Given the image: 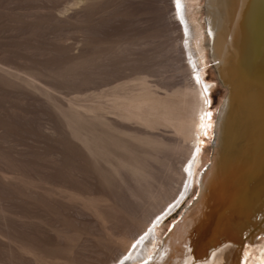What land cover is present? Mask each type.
<instances>
[{"label": "rangeland", "instance_id": "1", "mask_svg": "<svg viewBox=\"0 0 264 264\" xmlns=\"http://www.w3.org/2000/svg\"><path fill=\"white\" fill-rule=\"evenodd\" d=\"M185 1L0 0V264H120L140 242H149L143 257L124 264L157 258L172 226L197 199L228 97L215 72L205 0ZM184 9L201 27V78L209 86L206 120L186 165H194L192 181L181 182L180 143L191 144L179 127L181 117L156 128L130 111L117 116L105 91L142 77L153 96L176 95L191 76L181 49ZM112 121L129 130L118 131ZM166 142L173 143L170 149ZM157 199H163L161 207ZM263 242L264 232L244 243V264L264 261Z\"/></svg>", "mask_w": 264, "mask_h": 264}, {"label": "bare ground", "instance_id": "2", "mask_svg": "<svg viewBox=\"0 0 264 264\" xmlns=\"http://www.w3.org/2000/svg\"><path fill=\"white\" fill-rule=\"evenodd\" d=\"M175 1L178 5L183 4L184 6L186 4L184 3L186 2L185 0ZM178 5L177 8L179 7ZM205 7L206 22L208 23L207 34L209 36L212 58L215 62V72L217 77H220L222 83L228 88V97L218 112L210 164L206 171L200 175V191L197 199H195L186 215L181 219L182 223L179 221L178 224L172 226L171 233H168L169 236L164 240L158 256L156 255L157 258L152 259L149 264H244V243L254 240L258 233L264 232V0H205ZM184 12L182 28L185 41L181 48L183 49V54L182 52L181 54L184 55L183 57L187 62L186 67H184L191 76H187V73H185L189 80L188 82L183 80V85L180 84L181 86H179L180 90L174 89L176 95H174L175 91L173 90L174 93L170 92V94L174 96L171 97L168 96L169 93L164 96H153V91L155 90L152 91L148 84L149 81L147 82L146 79L140 76L138 78L139 81L136 84L134 83V85L125 86L118 84L110 88L107 87L108 89L105 92L108 97L110 96L109 100L111 101L113 112L117 116L127 117V115H131L128 113L130 111V113L140 117L141 120L146 121V124L148 123L150 127L157 128L158 125L160 127L164 121L170 118L177 117L179 119L181 117L182 123L179 127L185 129V136L191 141V144H188V142L186 144L184 142L180 143L182 144L180 147L184 148L183 150L187 154L181 151L184 155L183 162H181L182 166L184 165V170L178 173L176 172L178 170H175L177 173L176 179L181 181L182 178L186 177V181H192L194 165L187 167L186 165L190 159H193V156L190 157L193 147H198L197 141H199V137L196 136V133L200 130L199 125L206 120L204 113L208 110L206 104L209 84L201 78L202 61H204L201 45V27L197 23L198 21H192V18L187 16L186 10ZM89 65L93 66V64ZM190 66L196 69V72L192 73ZM173 105H177L178 107H176L179 112L181 110V113L177 112L178 110H175ZM206 115L212 119L210 113ZM110 120L108 119L106 122L109 123ZM114 122L112 121V123ZM114 124L117 128V123ZM205 124L209 125L210 122L206 121ZM86 126L85 124V129L87 130ZM112 126L115 127L114 125ZM88 129H91V127ZM119 129L118 131L124 130L122 128L121 130ZM128 130L124 131L127 133ZM96 134L99 135L98 133ZM113 135L115 136V132ZM149 135L153 136L154 134L152 135L151 132ZM82 136L84 137V135ZM176 141L179 145L178 140ZM168 143L170 144V142ZM168 143L163 146H168ZM111 146L117 147V145ZM163 146H160V148ZM175 146L174 151L177 149ZM168 147L170 149V146ZM168 147L165 148L168 149ZM96 148L97 150L99 149L98 147ZM182 148L178 149L177 152L182 150ZM196 148L193 149L192 154H195ZM90 150L92 151V149ZM129 154L133 155V152ZM98 156L95 158H98ZM124 156L126 155L124 154ZM139 156L135 157L140 160ZM133 159L135 160V158ZM146 159H144L146 162L141 160L143 163H148ZM117 167L121 169L120 164ZM117 167L115 169L120 171ZM170 167L168 166V168ZM173 167H175L174 164ZM176 168L179 169V167ZM181 168L183 169V167ZM141 169H145L144 172L148 173L147 168L143 167ZM117 170L114 171L116 172ZM173 173L174 170H172V178L175 175ZM135 175L133 180L136 177ZM150 177V175H147V180L144 177L143 183L150 182ZM176 179H173V181H176ZM140 182L142 180L138 182L139 185H141ZM148 192L149 194L151 193V191ZM152 196L154 197V194ZM164 200L165 202L163 201L161 206L166 203V199ZM161 201H158L159 206ZM206 208L209 209L206 210ZM159 210L160 208L158 209V214L160 213ZM157 213L155 212L156 215ZM147 220L149 219L146 218ZM229 242H233L236 245H231ZM147 243L149 242H140V248L137 247L130 251L128 257L120 264L142 258ZM259 263L256 260L253 264ZM261 264H264V261H261Z\"/></svg>", "mask_w": 264, "mask_h": 264}, {"label": "water", "instance_id": "3", "mask_svg": "<svg viewBox=\"0 0 264 264\" xmlns=\"http://www.w3.org/2000/svg\"><path fill=\"white\" fill-rule=\"evenodd\" d=\"M211 152H212V150H211ZM210 156H211V154H210ZM208 163H209V162H208ZM208 163H207V164H208ZM206 166H207V165H206ZM194 198H195V197H194ZM194 198H193V199H194ZM182 214H183V213H181V215H182ZM181 217H182V216H181ZM179 219H180V217H178L175 221H173V223L177 222Z\"/></svg>", "mask_w": 264, "mask_h": 264}]
</instances>
